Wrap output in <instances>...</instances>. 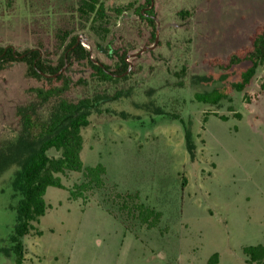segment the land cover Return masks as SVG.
Here are the masks:
<instances>
[{
	"label": "rangeland",
	"instance_id": "374dc122",
	"mask_svg": "<svg viewBox=\"0 0 264 264\" xmlns=\"http://www.w3.org/2000/svg\"><path fill=\"white\" fill-rule=\"evenodd\" d=\"M101 2L104 38L89 31L79 0H0V48L39 50L56 61L69 41L58 37L68 32L112 72L126 53L127 71L110 82L75 62L66 66L73 83L66 100L122 93L92 111L81 131L82 165L101 164L104 187L73 200L82 174L58 175L64 189H47L45 215L21 239L22 264H209L214 255L216 264H246L242 249L264 244V65L237 92L232 85L249 64L223 71L208 61L249 46L264 23V1ZM150 8L153 25L138 15ZM42 86L23 63L0 71V264H14L12 185L26 157L16 111L30 106L46 120L55 102L30 92ZM218 89L228 94L217 105L195 100ZM117 193L136 194L159 214L156 227L141 225Z\"/></svg>",
	"mask_w": 264,
	"mask_h": 264
},
{
	"label": "trees",
	"instance_id": "16d2710c",
	"mask_svg": "<svg viewBox=\"0 0 264 264\" xmlns=\"http://www.w3.org/2000/svg\"><path fill=\"white\" fill-rule=\"evenodd\" d=\"M150 1L145 0L147 6ZM151 9L145 10L143 14L138 13V15L145 16L147 22L153 25ZM77 12L84 20L90 22L89 31L91 33L105 37L108 31L103 28L102 22L106 26L108 21H105L106 16L101 0H79ZM98 22H100L99 25L95 26ZM58 38L61 42H65L67 38L69 41L56 61L42 55L39 50L26 49L22 52H15L12 47L0 48V71L12 64H25L26 75L45 85L32 88L30 92L42 104L49 101L55 102L46 120L38 119L30 106L19 107L16 111L22 125L21 151L26 157L12 185L14 190L19 192V200L15 209L16 223L10 240L12 254L15 257L14 264H22L21 239L34 230L33 224H37L48 209L44 200L47 189L51 187L64 189L58 175L67 172L82 174L83 182L75 185V189L69 192L73 200L77 199L81 192L90 188L93 190L104 187L105 168L101 164L93 167L82 165L80 160L83 144L81 131L89 126L88 117L92 111L97 110L103 103L119 98L122 93H116L111 97L96 95L77 102L66 100L63 95L73 84L71 78L66 75L68 72L66 66L74 62L83 65L90 70V76L100 82L123 78L121 76L127 71L124 62L126 53L118 57L120 66L112 72L107 66L92 60L89 50L83 47L78 36H70L68 32H62ZM242 63L249 65L240 74L239 81L232 85L237 92H242L249 85L258 67L264 65V25H258L254 29L249 37V46L235 50L225 60L217 58L208 61L210 66L223 71H228ZM227 94V90L218 89L210 93L195 95V100L203 104L217 105L220 100L226 98ZM192 149V146L186 143V150L190 155H192ZM49 150H54L58 157L48 156ZM182 186H184V180ZM115 197L123 204L124 202L132 204L136 219L141 225L147 229L156 227L160 215L141 203L136 194L117 193ZM242 253L246 258V264H264V244L244 247ZM215 259L216 255L209 264H216Z\"/></svg>",
	"mask_w": 264,
	"mask_h": 264
},
{
	"label": "crops",
	"instance_id": "0c3cea01",
	"mask_svg": "<svg viewBox=\"0 0 264 264\" xmlns=\"http://www.w3.org/2000/svg\"><path fill=\"white\" fill-rule=\"evenodd\" d=\"M258 25H264V23H260V24H258ZM258 25H256L255 27H254V29L258 26ZM254 29H253V31H254ZM253 33V32H252ZM250 36H248V38H249ZM247 47V46H246Z\"/></svg>",
	"mask_w": 264,
	"mask_h": 264
}]
</instances>
